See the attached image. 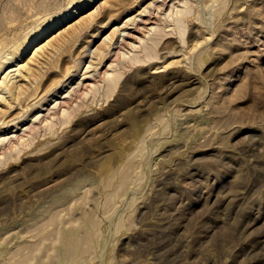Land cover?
I'll list each match as a JSON object with an SVG mask.
<instances>
[{
    "label": "rangeland",
    "instance_id": "rangeland-1",
    "mask_svg": "<svg viewBox=\"0 0 264 264\" xmlns=\"http://www.w3.org/2000/svg\"><path fill=\"white\" fill-rule=\"evenodd\" d=\"M84 1L0 0V62ZM106 1L21 62V97L0 88V264H264V0ZM75 73L69 105L34 109Z\"/></svg>",
    "mask_w": 264,
    "mask_h": 264
},
{
    "label": "bare ground",
    "instance_id": "bare-ground-1",
    "mask_svg": "<svg viewBox=\"0 0 264 264\" xmlns=\"http://www.w3.org/2000/svg\"><path fill=\"white\" fill-rule=\"evenodd\" d=\"M96 1H98V0H90V1H84V4H82V5H78V6H73V8H69V10L65 13V14H63L61 17H59V18H57V19H55V20H52L51 22H49V23H47L46 25H44L43 26V28H41L39 31H37V32H35L33 35H32V37L28 40V42L26 43V45L25 46H21L20 47V45H19V47L17 48V54H15V56L14 57H16V60H14L13 58H8V59H6V60H4V61H2V62H0V88H2V89H4L6 92H8V93H10L9 95H11V94H14L16 91H18V89H19V91H20V88H21V85H20V88H19V86L17 85V80L15 81L14 79H19L20 77H22L23 78V81L25 80V81H28V79H31V75H32V73L30 72V71H33L32 69H28V67H29V65H28V61L26 62V63H24V64H21V62H24V59L30 54V53H32V54H34V53H38V52H36L39 48H41L40 47V45H41V43L43 42V41H46L47 39H48V37L52 34V32L54 31V30H57V29H59V28H63L64 26H66L67 24H69V22H71L74 18H76V17H78V16H80L81 14H83V12L85 11V10H87L88 8H89V6L90 5H92L93 3H95ZM117 1H119V0H114V2L116 3V4H118L117 3ZM167 0H155V2H154V4H152L151 2H150V5H152V7H155V5H160V4H162V7H163V5H165V2H166ZM79 2V1H78ZM107 3H110L109 2V0H107L106 1ZM120 2V1H119ZM123 2V1H122ZM152 2H153V0H152ZM115 3H113V2H111V10L113 9V4H115ZM124 3V2H123ZM73 4V3H72ZM74 4H75V2H74ZM73 4V5H74ZM120 4V3H119ZM149 4V3H148ZM166 4H167V2H166ZM104 5V4H103ZM121 5V4H120ZM154 5V6H153ZM117 6H119V5H117ZM146 6V5H145ZM148 6V5H147ZM146 6V7H147ZM88 7V8H87ZM133 7V6H132ZM136 7V6H135ZM145 7V10L143 11L142 10V12H140V13H138L137 12V14H135V16H133V17H130L129 18V20H128V22H130V24H131V27L132 28H126L125 30H123L122 32H121V34H120V36H121V38H122V40L121 41H123L122 43H120L119 45H121V44H123V43H126V40H127V38H133V32H134V30L135 31H138V30H140L139 29V27L141 26V25H144L145 27L149 24V23H151L150 21L151 20H153V18H152V16L151 15H153L152 14V12H154V11H152L153 10V8L151 7V6H149V7H147L146 8ZM161 7V6H160ZM166 7V6H165ZM110 8H109V10H110ZM131 8V7H130ZM152 8V9H151ZM164 8V7H163ZM155 9V8H154ZM158 9V8H157ZM160 9V8H159ZM158 9V10H159ZM128 11V13L130 12V9L128 8L127 9ZM132 10V9H131ZM134 10V9H133ZM121 13H123L122 15H124L125 13L122 11ZM120 13V14H121ZM127 13V14H128ZM132 13V12H131ZM187 13H188V11L187 10H182L181 11V13H180V15H179V17L178 18H174V24L175 25H179V23H180V21H181V19H182V17H185L186 15H187ZM120 16V15H119ZM129 16V15H128ZM127 16V17H128ZM182 16V17H181ZM121 17H123V16H120V19H121ZM124 18V17H123ZM119 19V18H118ZM115 20V21H119V20ZM127 19V18H126ZM155 20V19H154ZM126 21V20H125ZM158 21V20H157ZM155 22V21H154ZM126 23V22H125ZM110 24H111V22H110ZM129 24V23H128ZM129 24V25H130ZM107 25H108V23H107ZM125 25V24H124ZM155 25V24H154ZM105 25H103V27H104ZM108 26H110V25H108ZM107 26V27H108ZM126 26H127V24H126ZM125 26V27H126ZM122 27V29H124L123 28V26H121ZM143 27V26H142ZM104 28H106V27H104ZM103 28V29H104ZM116 29V28H115ZM122 29H120V30H122ZM106 30V29H105ZM142 30V29H141ZM144 30V29H143ZM146 30V29H145ZM115 31V30H114ZM153 31H154V33L153 34H156L157 35V33H164V32H166V30L162 27V28H160V27H156V28H154L153 29ZM113 32V31H112ZM111 32V33H112ZM115 32H117V30L115 31ZM118 32H120L119 30H118ZM137 33V32H136ZM98 34H100L99 33V31H98ZM118 34V35H119ZM143 33L141 32V35H142ZM117 35V36H118ZM162 35H164L165 36V33L164 34H162ZM181 38H182V41H185V40H183V37H184V32H182L181 31ZM98 36V35H97ZM135 36V35H134ZM95 37V36H94ZM111 37V34H110V36H109V40L111 39L110 38ZM121 38H119V39H121ZM131 38V39H132ZM105 39V38H104ZM108 39H106V40H108ZM116 40V39H115ZM114 40V41H115ZM93 41V40H92ZM92 41H91V43H92ZM125 41V42H124ZM104 42V41H103ZM106 42V41H105ZM108 42V41H107ZM118 42V41H117ZM145 45H143V46H145V47H143V51H144V53L146 54V57H148V58H151V56H149L148 55V53H146V51H149V48H148V46H153V47H155V45H156V43H155V41L153 40V38H150V39H147V40H145ZM93 44V43H92ZM91 44V45H92ZM114 44V43H113ZM90 45V44H89ZM88 45V46H89ZM115 45V44H114ZM127 45V44H126ZM125 46V45H124ZM99 47V46H98ZM97 47V48H98ZM122 47V46H121ZM90 48V47H89ZM96 48V49H97ZM110 48H114L113 47V45H112V47H110ZM117 48H118V46H117ZM119 49V48H118ZM39 50H41V49H39ZM110 50V49H109ZM109 53H110V51H109ZM113 53V52H112ZM118 52H116V54H117ZM115 54V53H114ZM115 54V59H116V55ZM109 55V54H108ZM112 55V54H111ZM105 56V55H104ZM113 56V55H112ZM106 57V56H105ZM110 57V56H109ZM94 58V57H93ZM107 58V57H106ZM105 58V59H106ZM31 59V58H30ZM29 59V60H30ZM110 59V58H109ZM109 59H107V60H109ZM115 59H114V61H115ZM35 59L33 58V62H35L34 61ZM110 60H113L112 58L110 59ZM31 61V60H30ZM113 61V62H114ZM134 61V60H133ZM140 61H142V60H140ZM139 61V59H138V61H136V62H140ZM148 61H150V59L148 60ZM17 63V64H13V63ZM101 62H104V61H102L101 60ZM100 62V63H101ZM111 63H112V61H110ZM116 62V61H115ZM135 62V61H134ZM140 63H142V62H140ZM29 64H30V62H29ZM35 63H33V65H34ZM120 64V63H119ZM118 64V62H117V64L116 65H119ZM27 65H28V67H27ZM100 66L102 65V64H99ZM105 65V64H104ZM111 65V64H110ZM120 65H122V62H121V64ZM119 65V66H120ZM126 65V64H125ZM125 65H122L123 67L125 66ZM35 66V65H34ZM38 65L36 64V67H37ZM100 66L97 68V69H99L100 68ZM112 67L114 66V64L113 65H111ZM110 66V67H111ZM122 66H120V67H122ZM103 67V66H102ZM115 67H117V66H115ZM119 67V69H120V71L122 72V70H121V68ZM29 68H31V67H29ZM95 68V67H94ZM126 68V66L124 67V69ZM30 70V71H28V70ZM115 69V68H114ZM118 69V68H117ZM117 69H115V70H117ZM119 69L117 70V72L119 71ZM123 69V70H124ZM114 70V71H115ZM23 71H25L26 73H27V75H22L21 74V72H23ZM97 71V70H96ZM108 71V70H107ZM94 72V71H93ZM100 72H101V70H100ZM116 72V73H117ZM13 73V74H12ZM15 73V74H14ZM25 73V74H26ZM78 73V72H77ZM77 73H75L73 76H67L64 80L65 81H63L64 82V84L62 85V87H59L56 91L55 90H53L54 92L52 93V94H54V96H53V99H51V100H48V98H46L45 97V99H44V97H43V102H42V100H41V102H37V103H35V107H34V109L35 108H37V109H39L40 108V110H41V112H43L44 111V106H47V104L49 103V108H47V111L48 112H50V114L51 113H53V111L51 112V110H50V105H54V107H53V109H57V110H60V107L59 106H66L67 104H68V102L70 101V100H72V97L74 96L73 94L74 93H76V95H78L79 94V90L81 89V88H83L82 86L85 84V83H83V81H85V79H89L90 77H87L88 75L87 74H85V75H87V76H85V78H84V80L83 81H80V82H73L74 80H73V78H75L76 77V74ZM97 73V72H96ZM120 73V72H119ZM115 74V73H113V75H110V74H108L107 73V75L106 76H103V75H98L97 74V78H98V76H101V78H103L104 77V79H102V80H104V85H102L103 87H104V89H105V91H109V90H111V91H113V88L115 89V87H117V84L119 83V79H121V73L120 74ZM156 73V72H155ZM29 74H31V75H29ZM101 74V73H100ZM122 74H123V72H122ZM70 75H72V74H70ZM91 75H95L94 73L93 74H89V76H91ZM96 76V75H95ZM103 76V77H102ZM94 77V76H93ZM21 78V79H22ZM95 78V77H94ZM97 78H95L96 80H97ZM95 79H93V80H95ZM92 80V79H91ZM92 80V81H93ZM20 81V80H19ZM32 81V80H31ZM79 81V80H78ZM89 81V80H88ZM22 82V81H21ZM29 82H30V80H29ZM96 82V81H95ZM102 82V81H101ZM28 83V82H27ZM94 84V83H93ZM86 85H87V83H86ZM97 85V84H96ZM24 86V85H23ZM94 86H95V84H94ZM99 86H101V85H99ZM25 88H26V86H24ZM58 86H56V88H57ZM65 88V89H63L62 90V88ZM23 88V87H22ZM22 88H21V90H22ZM24 88V89H25ZM55 88V89H56ZM84 88H86V87H84ZM92 88H94L95 89V87H92ZM102 90H103V88H101ZM1 90V89H0ZM85 90V89H84ZM97 90H99V88H97ZM101 90V91H102ZM2 91V90H1ZM19 91H18V94L20 95V93H19ZM79 91V92H78ZM51 92V91H50ZM78 92V93H77ZM82 92V91H81ZM110 92V91H109ZM108 92V93H109ZM4 94H6L5 92H3ZM7 93V94H8ZM95 93H97V91L95 92ZM102 93V92H101ZM107 92L105 93V95L106 94H108ZM2 94V93H1ZM6 94V95H7ZM17 94V95H18ZM48 95H50V93H47ZM46 94V95H47ZM51 94V95H52ZM97 94H99V93H97ZM103 94V93H102ZM101 94V95H102ZM17 95H16V97H17ZM21 95H22V92H21ZM21 95L20 96H18V98L19 97H21ZM47 95V96H48ZM75 95V96H76ZM4 96V95H3ZM15 96V95H14ZM99 96V95H98ZM102 96H104V94L102 95ZM4 97H6V96H4ZM10 97H13L12 95L10 96ZM9 97V98H10ZM42 97V96H41ZM7 98V97H6ZM8 98V99H9ZM17 98V99H18ZM51 98V97H50ZM5 99V98H4ZM4 99H3V97L2 96H0V101L2 102V103H7V102H4ZM7 99V100H8ZM15 99V98H14ZM75 99V98H74ZM9 100H11V99H9ZM8 100V101H9ZM16 100V99H15ZM14 101V100H13ZM59 101V102H58ZM74 101V100H73ZM11 103H12V101H10ZM15 102V101H14ZM17 102H18V100H17ZM71 102V101H70ZM19 103V102H18ZM33 103V104H34ZM8 104H9V102H8ZM8 104H7V106H8ZM13 104V103H12ZM16 104V103H15ZM20 104V103H19ZM19 104H16V105H19ZM46 104V105H45ZM71 104V103H70ZM15 105V106H16ZM69 105V104H68ZM12 106V108L14 109L15 107H14V105H11ZM6 107V106H5ZM30 107V106H29ZM57 107H59V109L57 108ZM62 107V108H63ZM71 107V106H70ZM2 108H3V106H2ZM12 108L10 107V111L11 112H13L12 111ZM18 108V107H17ZM31 108V107H30ZM30 108H28V109H30ZM69 108V107H68ZM6 109V108H5ZM19 109H20V107H19ZM52 109V108H51ZM78 109V108H77ZM76 109V110H77ZM18 110V109H17ZM46 110V109H45ZM4 111V110H3ZM3 111H1L0 110V113L1 112H3ZM8 111H9V109H8ZM7 111V112H8ZM10 112V113H11ZM29 112H31V111H29ZM40 112V111H39ZM46 112V111H45ZM45 112H43L44 114H45ZM9 113V112H8ZM14 113V112H13ZM55 113H57L56 111L54 112V114ZM50 114H48V115H50ZM12 115V114H11ZM39 115V114H38ZM42 115V114H41ZM52 115V114H51ZM23 115H21V117H22ZM44 116V115H43ZM20 116H19V118H21ZM25 117V116H24ZM26 117H27V115H26ZM40 117V119H41V116H39ZM46 117V116H45ZM45 117H43V118H45ZM30 118V117H29ZM29 118H26V119H23V121H21V122H18V121H20V120H15L16 122H18L17 123V125H22L23 124V122L25 121L26 122V120L27 119H29ZM35 119L36 118H38V116L37 117H34ZM35 119H34V121H35ZM39 119V118H38ZM38 119H36V120H38ZM39 119V120H40ZM47 119V118H46ZM46 119H44V120H46ZM32 120V119H31ZM43 120V119H42ZM43 120V121H44ZM33 121V120H32ZM31 121V122H32ZM30 122V123H31ZM36 122V121H35ZM6 123H8V122H6ZM29 123V124H30ZM32 123H34V122H32ZM37 123H38V121H37ZM41 123V122H40ZM39 123V124H40ZM3 124H4V122H3ZM14 123L12 122V124H11V126L13 125ZM16 124V123H15ZM28 124V123H27ZM17 125H13L12 127L13 128H15ZM31 125V124H30ZM29 125V126H30ZM35 125H36V123H35ZM28 126V125H27ZM28 126V127H29ZM7 127V126H6ZM8 127H9V124H8ZM11 127V128H12ZM27 127V128H28ZM32 127H34V129H36L37 131H38V127L37 128H35V126H32ZM31 127V128H32ZM4 128V127H3ZM10 128V129H11ZM12 128V129H13ZM18 128H20V127H18ZM9 129V130H10ZM15 129H17V128H15ZM14 129V130H15ZM24 129V128H23ZM33 129V128H32ZM30 130L29 128H28V130L31 132V131H33V130ZM20 130V129H19ZM28 130H23V131H28ZM36 130H34L33 132H35ZM17 131V130H16ZM15 132V131H14ZM18 132V131H17ZM20 132V131H19ZM9 133V132H8ZM28 133V132H27ZM1 134H2V132H1ZM15 134V133H14ZM19 134V133H18ZM20 134H23V132H20ZM16 135V134H15ZM14 135V136H15ZM3 136V135H2ZM1 136V137H2ZM7 136H9V134H6V135H4L3 137H2V139L0 140V142H3V141H5L8 137ZM11 136V135H10ZM12 136H13V134H12ZM11 136V137H12ZM13 136V137H14ZM22 136V135H21ZM0 137V138H1ZM10 137V138H11ZM17 137H18V135H17ZM9 140V139H8ZM17 140V139H16ZM7 142V141H6ZM12 142H13V139H12ZM5 143H3V145H4ZM6 144H9V143H6ZM1 146H2V144H1ZM125 181V180H124Z\"/></svg>",
    "mask_w": 264,
    "mask_h": 264
}]
</instances>
